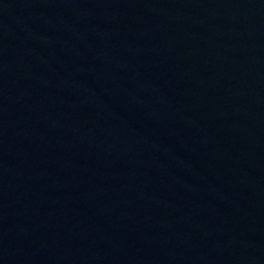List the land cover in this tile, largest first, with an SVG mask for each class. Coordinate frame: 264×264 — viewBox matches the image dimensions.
Listing matches in <instances>:
<instances>
[{"label":"water","instance_id":"water-1","mask_svg":"<svg viewBox=\"0 0 264 264\" xmlns=\"http://www.w3.org/2000/svg\"><path fill=\"white\" fill-rule=\"evenodd\" d=\"M0 264H264V0H0Z\"/></svg>","mask_w":264,"mask_h":264}]
</instances>
